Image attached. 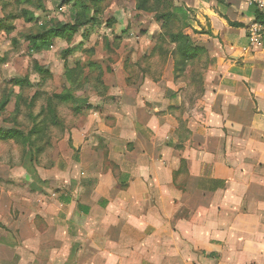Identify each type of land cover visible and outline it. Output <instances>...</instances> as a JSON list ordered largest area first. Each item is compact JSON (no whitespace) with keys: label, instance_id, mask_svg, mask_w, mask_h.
<instances>
[{"label":"crops","instance_id":"0c3cea01","mask_svg":"<svg viewBox=\"0 0 264 264\" xmlns=\"http://www.w3.org/2000/svg\"><path fill=\"white\" fill-rule=\"evenodd\" d=\"M162 1L168 21L97 26L86 62L107 94L35 159L0 264H264V38L248 34L264 18L250 0Z\"/></svg>","mask_w":264,"mask_h":264},{"label":"rangeland","instance_id":"374dc122","mask_svg":"<svg viewBox=\"0 0 264 264\" xmlns=\"http://www.w3.org/2000/svg\"><path fill=\"white\" fill-rule=\"evenodd\" d=\"M64 2L43 0L46 10L38 12L25 0H0V129L30 136V142L24 137L0 140V229H5V215L10 213L14 220L19 213L16 207L19 198L34 196L33 185H39L35 159L40 167L49 165L51 151L66 132L80 122L85 104L97 103L96 99L101 97L91 89L100 87L101 79L106 84L105 77L99 74L101 70L87 67L86 61L100 59L102 52L96 42L107 34V25L80 30L70 42H56L50 53L33 54L24 37L39 33L42 29L39 23L46 25L54 19L66 23H86L93 19L90 23L110 24L119 23L118 17L121 23H155L157 18L167 15L159 10L158 3L153 9L139 10V0H80L81 8ZM28 11L39 17L38 23L25 22ZM144 26L142 24L137 31L128 27L123 35L132 33L134 38L146 32ZM67 47L75 49L68 62L70 67L73 68L74 63L85 66L79 83L81 89L74 85L71 89L72 84L66 79L61 52ZM38 67L44 68V73L38 71ZM14 78L26 79L24 86L10 84ZM67 92L71 99L55 98Z\"/></svg>","mask_w":264,"mask_h":264},{"label":"trees","instance_id":"16d2710c","mask_svg":"<svg viewBox=\"0 0 264 264\" xmlns=\"http://www.w3.org/2000/svg\"><path fill=\"white\" fill-rule=\"evenodd\" d=\"M80 0H65L64 4L65 5H69V4H74L76 6H79L80 8L83 6L81 4H79ZM25 2L27 3V5H31L33 6V8L35 10H37L38 12H45L46 7L43 3V0H25ZM158 3L159 6V10H161L162 8V4L166 3L162 0H139V10H146L145 8L150 7L152 8L153 6H155ZM85 10L87 9V7L84 8ZM153 9V8H152ZM150 10V9H148ZM164 15L158 19H162L164 18L165 20L169 18V14L165 13L164 11H162ZM39 18L36 17V14L33 11H28V18L25 19L26 23L29 24H33V23H38L39 22ZM93 22L92 20H87L86 23H66V22H62L59 20H52L50 23L46 24V25H41L42 29L39 33L34 34V35H30V36H25L24 40H26L29 45H30V50L31 52L34 54H38L41 53L43 51H48L51 50V48L53 47L54 44V40L57 39H66L68 42H70L73 38V36L75 34H77L79 32V30L81 28L87 27V26H92L93 28H96L98 25H101L102 23H90ZM182 37V36H181ZM179 37V38H181ZM75 52L74 49H72L71 47H67L65 50H63L61 52V57L62 60L65 63V76L66 79L69 80V82L72 84V88L73 89V85L76 89H81L79 88V83H80V78L83 76V72H84V68L85 66L77 63L75 67L71 68L69 65V60L71 58V55ZM87 67H93V69H99L101 71H99V74L103 75V71L100 68V66H98L95 63L89 62L86 64ZM42 70H45L42 67H38V71L43 72ZM44 73V72H43ZM104 76V75H103ZM26 82V79H20V78H14L12 79L9 83L10 84H14L15 86L21 87L24 86ZM102 85L98 88L93 87L91 90L96 91L98 94H100L101 96H104L107 92V86L104 85V83H102V79L101 81H99ZM100 88V89H99ZM71 89H68L67 91H70ZM69 92L66 93V95H60V96H55V98L63 100V101H67L69 99H71L72 97H70V95H67ZM103 93V94H102ZM87 105V104H85ZM88 107V109H92V106H86ZM26 135L19 132V131H14V130H4V129H0V140H8V139H19L24 137L27 141L30 142V136ZM74 255V252H73Z\"/></svg>","mask_w":264,"mask_h":264},{"label":"built area","instance_id":"2783aa9c","mask_svg":"<svg viewBox=\"0 0 264 264\" xmlns=\"http://www.w3.org/2000/svg\"><path fill=\"white\" fill-rule=\"evenodd\" d=\"M250 5L264 18V0H250ZM248 34L253 46L260 45L264 38V20L254 21L248 28Z\"/></svg>","mask_w":264,"mask_h":264}]
</instances>
